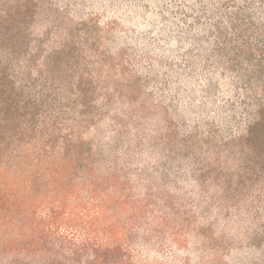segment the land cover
Instances as JSON below:
<instances>
[{"label":"rangeland","instance_id":"1","mask_svg":"<svg viewBox=\"0 0 264 264\" xmlns=\"http://www.w3.org/2000/svg\"><path fill=\"white\" fill-rule=\"evenodd\" d=\"M0 264H264V0H0Z\"/></svg>","mask_w":264,"mask_h":264}]
</instances>
